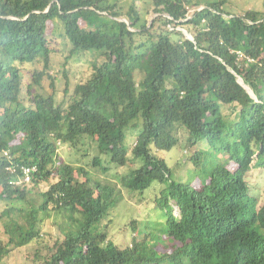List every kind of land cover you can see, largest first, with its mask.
I'll return each mask as SVG.
<instances>
[{"label": "trees", "instance_id": "obj_1", "mask_svg": "<svg viewBox=\"0 0 264 264\" xmlns=\"http://www.w3.org/2000/svg\"><path fill=\"white\" fill-rule=\"evenodd\" d=\"M138 1L123 21L120 0H0V264L30 244L29 264H264V0H150L151 23Z\"/></svg>", "mask_w": 264, "mask_h": 264}, {"label": "rangeland", "instance_id": "obj_2", "mask_svg": "<svg viewBox=\"0 0 264 264\" xmlns=\"http://www.w3.org/2000/svg\"><path fill=\"white\" fill-rule=\"evenodd\" d=\"M141 1L143 4L141 3ZM141 1H138L137 3L139 4V6L142 5V8L143 7L145 8L144 9L145 10L144 18L146 20H149L151 23L153 18L156 16V13H154V11H153L154 5L151 2H147L150 0H141ZM209 1L210 0H195V2H198V6H199L198 8L204 7L205 4H207ZM261 1L262 0H226V3L229 4L228 6H230V8L232 10L235 9L236 11H240V9L237 7L238 5L241 6V8L251 7V6L255 5L261 9L262 8ZM131 2H132V0H120L121 9H122L121 14L122 15H119L120 16L119 18L123 17L124 19H128L127 18V10L129 9ZM48 24H49L48 25V33H51L53 30V24L51 22H49ZM65 46H66L65 40H63L62 38H58L57 48H58L59 52H57V54L54 56L55 65L53 67V71H55V72H57V71L59 72L63 69L62 63L65 61V54L67 51ZM90 58H91L90 55L84 54V55H82V58L80 59L79 62H77L75 59L74 61H71L70 64H68L67 67L70 69L72 85L74 84L75 80L81 79V77L82 78L84 77L83 71L86 70V68H87L85 66L87 64L89 65V60H91ZM85 61L87 64L85 66H83V62H85ZM32 68H33L32 65H28V67H25V70L23 71V74H25V81L26 82H28L30 80V74L28 73V71L31 70ZM88 74H86V76ZM58 85L60 87H63L64 86V80L60 81ZM70 150L71 149L68 145H62L60 148V152L64 156V158H68ZM178 153L180 154L179 150L177 148H174L170 152L166 153V155L168 157L170 164L174 167L175 173L178 172V174H182V173H184L183 169L186 170L185 166L178 165L176 162L174 163V161H173V155H177ZM187 171H189V170H187ZM189 175H191V174H189ZM250 175H251L253 181L255 182V186L253 187V189H256V191L259 193L260 191H262L264 189V182H263L264 174L260 173L258 170H255V171L251 172ZM29 187L31 188V194L28 196V198L31 201H33L34 203H36L39 200V195H40L39 193L45 188V183H42L39 186H34L33 184H30ZM126 194H127V192H126ZM127 198L130 200V202L136 201L135 199H131L129 194H127ZM4 208H5V203L0 202V213ZM130 213H135V211L133 210V207H130L128 205L127 206L123 205V206H119L118 208H116L114 213H113V220H114V223H116L115 225H117L121 222H125V221L129 222L128 219L130 217L127 218V216H129ZM125 218H127V220ZM110 226H111V231L109 230V232H110V236L112 238L116 239L117 241L127 240V234L124 233L125 231L123 233H119V232H116L117 228H114L113 225H110ZM110 226H109V228H110ZM49 233H52L53 236L55 235L54 238L57 235H60L59 231L55 225L54 219H51V218L46 219L45 222L43 223L44 240H48L51 237V235H49ZM0 239H3L4 241L9 240V235L6 233L5 227H4L1 219H0ZM45 242L46 241H43V243H45ZM37 246L38 245H31L30 244V245H26V246H22V247H18V248H13V250H11L6 255L2 264H29V262L26 260V257H28L30 254H32ZM40 246L44 247L45 245L42 244Z\"/></svg>", "mask_w": 264, "mask_h": 264}, {"label": "water", "instance_id": "obj_3", "mask_svg": "<svg viewBox=\"0 0 264 264\" xmlns=\"http://www.w3.org/2000/svg\"><path fill=\"white\" fill-rule=\"evenodd\" d=\"M119 19H121V20H123V21H127V19H124L123 17H122V18H119ZM184 32H185V34H186L189 38L193 39V36H192L188 31L184 30ZM239 79H240V82L244 83V81H243V79H242L241 77H240ZM244 86L248 89V91L250 92V94H251L254 98H256V94L254 93V91H253L252 89H250L248 85L244 84Z\"/></svg>", "mask_w": 264, "mask_h": 264}, {"label": "built area", "instance_id": "obj_4", "mask_svg": "<svg viewBox=\"0 0 264 264\" xmlns=\"http://www.w3.org/2000/svg\"><path fill=\"white\" fill-rule=\"evenodd\" d=\"M31 170L32 168L24 167L23 173H24V181L29 182L31 180ZM34 170V169H33Z\"/></svg>", "mask_w": 264, "mask_h": 264}]
</instances>
